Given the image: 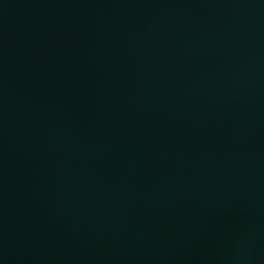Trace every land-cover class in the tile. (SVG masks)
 <instances>
[{
	"label": "water",
	"instance_id": "obj_1",
	"mask_svg": "<svg viewBox=\"0 0 264 264\" xmlns=\"http://www.w3.org/2000/svg\"><path fill=\"white\" fill-rule=\"evenodd\" d=\"M0 264H264V0H0Z\"/></svg>",
	"mask_w": 264,
	"mask_h": 264
}]
</instances>
